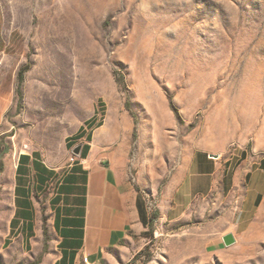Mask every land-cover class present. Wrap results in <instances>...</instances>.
Listing matches in <instances>:
<instances>
[{
    "label": "rangeland",
    "instance_id": "374dc122",
    "mask_svg": "<svg viewBox=\"0 0 264 264\" xmlns=\"http://www.w3.org/2000/svg\"><path fill=\"white\" fill-rule=\"evenodd\" d=\"M86 123L150 214L125 264H264V0H0V264L17 262L4 239L19 155L60 175ZM199 152L217 155L212 185L177 215ZM247 173L263 191L237 225ZM50 191L34 198L38 235Z\"/></svg>",
    "mask_w": 264,
    "mask_h": 264
},
{
    "label": "crops",
    "instance_id": "0c3cea01",
    "mask_svg": "<svg viewBox=\"0 0 264 264\" xmlns=\"http://www.w3.org/2000/svg\"><path fill=\"white\" fill-rule=\"evenodd\" d=\"M80 132L78 139L83 141L79 145L85 147V153L83 156L77 154V162L62 174L58 175L40 159L41 164L52 172L36 171L30 156L23 164L25 170L20 178L14 177V211L4 239V244L9 247L7 261L15 256L16 264H28L29 261L32 264H125L137 252L135 247L150 222L146 204L128 180L122 163H117L114 158L112 161L98 159L92 153L89 128L84 125ZM191 167L188 180L182 176L176 181L170 211L176 208L177 215L184 212L182 205L187 197L210 189L215 176V161L208 153L194 154ZM30 170L32 186L26 178ZM229 176L224 174L223 184L224 180L229 182ZM251 176L249 173L245 175V206L237 225L247 219L261 199L263 183L256 180L262 179L254 177L252 181ZM50 188L46 198L50 214L47 224L43 223L42 235H38L34 198H41ZM15 231L19 235L11 239L9 235ZM48 234L53 235L52 243L43 252Z\"/></svg>",
    "mask_w": 264,
    "mask_h": 264
},
{
    "label": "trees",
    "instance_id": "16d2710c",
    "mask_svg": "<svg viewBox=\"0 0 264 264\" xmlns=\"http://www.w3.org/2000/svg\"><path fill=\"white\" fill-rule=\"evenodd\" d=\"M92 120H94V119H92ZM92 120H90L89 123H90ZM89 123H86L85 125L88 126ZM80 129H81V128H80ZM80 136H81V132H80V130H79V133H78L76 139L80 138ZM84 153H85V147H82V148L80 149L79 155H80V156H83ZM30 156H32L31 163H32L33 168H34L36 171H37V170H42V171H44L45 173H48V174H49L50 172H52L51 170L47 169L45 166H43V165L41 164V162L39 161V158H38L37 153L32 152L31 155L26 154V153H23V154H20V155H19V157H18V163H17L16 169H15V173H16L15 177L17 178V180L20 178V174L25 170L23 164H25V163L29 160ZM76 162H77V160L74 161L72 164H74V163H76ZM39 178H40V177H39ZM41 179H42V180H45V177H41ZM15 188H16V187H15ZM136 257H137V256H135L133 260H135Z\"/></svg>",
    "mask_w": 264,
    "mask_h": 264
},
{
    "label": "water",
    "instance_id": "95a60500",
    "mask_svg": "<svg viewBox=\"0 0 264 264\" xmlns=\"http://www.w3.org/2000/svg\"><path fill=\"white\" fill-rule=\"evenodd\" d=\"M80 149H81V145H77V146L74 148L73 152H74L75 154H79ZM211 156L216 157L217 155H211ZM222 241H223V243H224L225 246H229V245L235 243L236 239H235V236H234L233 233L228 232V233H226V234H224V235L222 236Z\"/></svg>",
    "mask_w": 264,
    "mask_h": 264
},
{
    "label": "built area",
    "instance_id": "2783aa9c",
    "mask_svg": "<svg viewBox=\"0 0 264 264\" xmlns=\"http://www.w3.org/2000/svg\"><path fill=\"white\" fill-rule=\"evenodd\" d=\"M74 158H75V157H71V158H70L72 162H74V161L77 160V158H75V159H74ZM83 261H84V262H87V258H86V257H83Z\"/></svg>",
    "mask_w": 264,
    "mask_h": 264
}]
</instances>
